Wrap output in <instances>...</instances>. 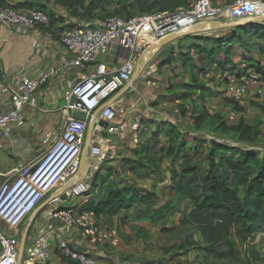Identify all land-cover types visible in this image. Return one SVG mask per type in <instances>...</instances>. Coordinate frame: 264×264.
I'll return each mask as SVG.
<instances>
[{
	"label": "built area",
	"instance_id": "built-area-1",
	"mask_svg": "<svg viewBox=\"0 0 264 264\" xmlns=\"http://www.w3.org/2000/svg\"><path fill=\"white\" fill-rule=\"evenodd\" d=\"M224 12L239 20L259 17L264 15V0H236L226 7L220 5L217 0H195L189 7L172 13L149 12L131 17L116 15L107 18L103 24H74L64 28L60 33V41L72 55L65 57L61 66L51 68L40 77L18 76V86L10 90L11 107L0 110L2 137L10 139L14 129L26 125L25 109L37 105V91L49 78L68 68L84 69L94 64L99 55L108 54L116 45L126 50V58L119 65L99 64L95 71L83 74L67 92L65 105L61 109L64 114L63 123L58 132L46 134L43 140L46 146L40 158L21 165L16 169V175L1 185L0 223L4 222L12 228L22 227L50 193L58 191L62 184L78 176L84 160L89 119L95 113L109 122V133H118L129 128L133 140L138 142L144 129L143 119L135 117L130 124L126 121L115 124V108L110 104L105 105L112 96L131 82L139 60L138 48L148 47L153 42L186 31L200 23L216 21ZM49 21V14L40 8H0V27L8 24L30 29ZM252 78L257 79V75L252 68L246 67L242 79ZM228 80L231 81L230 78ZM0 87L3 91L7 90V86ZM77 113L82 116H77ZM103 131L104 128L101 127L96 130L97 138L102 137ZM99 152L98 147H93L90 155H99ZM90 177L88 176L86 181L83 178L75 181L72 188L64 192L67 198L86 193ZM60 200L61 194L52 202ZM49 215L58 219L61 224L45 222L38 225L36 236L26 248L21 263H18V239L4 234L0 229V264L45 263L51 256L53 242L57 243L56 246L65 256L80 264H108L95 256L72 249L67 242L66 235L75 227L82 229V235L94 241L114 236V231H107L102 226L93 224L96 216L93 210L69 207L54 210ZM114 239L117 240L116 237Z\"/></svg>",
	"mask_w": 264,
	"mask_h": 264
},
{
	"label": "trees",
	"instance_id": "trees-1",
	"mask_svg": "<svg viewBox=\"0 0 264 264\" xmlns=\"http://www.w3.org/2000/svg\"><path fill=\"white\" fill-rule=\"evenodd\" d=\"M61 1L69 2V0ZM105 1L108 0H92L89 5L92 7L94 4H101ZM6 6L17 9H32L34 6H40V9L44 10L42 4L33 3L30 0H0V8ZM189 6L190 0H152L143 8V12H153L157 8L159 12L172 13ZM48 14L49 23H54L56 21L54 14ZM131 16L133 15L125 17ZM71 26L73 25H67L64 28ZM230 30L220 37L215 35L182 37L190 36L197 41L192 47L190 46V49L181 48V65L191 72L190 81L176 84V87L183 91L181 95L183 99L192 97L196 93V98H202L200 94L206 92L207 88L199 75L207 74L213 65L220 66L224 72L231 71L234 75L236 74L237 78H240L239 72L241 70L231 56L232 45H239L241 49L246 50L247 54L252 55L254 51H257L264 57V23H257L252 26L244 25ZM192 48L193 50H191ZM197 54L198 62L194 56ZM175 59L176 57L172 53L163 64L171 63ZM188 59L189 61H187ZM243 60L253 68L255 67L257 73L261 75V79L264 80L263 61L256 58L253 60V57H246V55ZM253 63L255 66L251 65ZM224 72L222 73L224 74ZM210 80L213 83L217 82L215 77H211ZM225 80V82L228 81ZM239 98L242 99L243 97ZM239 98L229 100V102L237 112H244L245 107L240 104ZM247 102L260 106L252 100ZM261 108L264 111L262 106ZM180 112L181 117H184L197 129L209 116L208 111L203 109L201 112H197L190 105L187 107L183 105ZM261 124L262 121L252 125L240 121L237 124L229 125L222 120L219 124V131L239 143L254 144L262 134ZM168 125V133L164 130L165 125L162 124L156 126L153 132L154 137H156L155 141L159 140L161 134L168 135L170 141L168 147L160 150L162 158L174 157L178 160H188L190 157L189 149H185L182 132L172 123H168ZM143 133L144 130L142 129L141 136ZM140 141L141 137L138 143ZM149 142L151 143V140ZM150 147L156 152V144H152L148 148ZM191 150L197 155L198 160L194 164L187 163L182 167V171L177 175V180L173 183L172 191L179 198H194L198 201L197 205L184 215L181 222L182 225H190L201 233L203 244H197L195 247L196 259L199 261L197 262L198 264H244L246 260L243 255L242 240L248 239L250 242H254L264 231V153L261 154L239 146H231L216 139L203 137L193 139ZM162 158L157 159L155 156L151 158L122 157L117 168L103 165L91 181V186L97 188V195L88 199L80 207H75L78 210L91 209L99 217L112 216L115 211L121 208L150 204V195L156 193L155 189L168 180V176L161 166ZM120 173L132 179V184L121 185L113 177ZM141 180L145 182L142 186L138 185ZM246 182H248L246 189L237 187L239 183L246 184ZM234 187L237 189L236 193H228L223 202L210 201L216 198L219 193L232 190ZM89 192L90 190L86 192L87 196ZM163 232L168 236L174 235L175 229L164 228ZM249 251L252 255L251 261H262L259 249L249 245Z\"/></svg>",
	"mask_w": 264,
	"mask_h": 264
},
{
	"label": "rangeland",
	"instance_id": "rangeland-1",
	"mask_svg": "<svg viewBox=\"0 0 264 264\" xmlns=\"http://www.w3.org/2000/svg\"><path fill=\"white\" fill-rule=\"evenodd\" d=\"M30 1L42 4L44 11L53 13L56 18L54 23L63 24L61 26V29L63 30L67 25L87 23L94 25L103 24L107 18L116 15L136 16L144 14L143 8L151 3L152 0H108L101 4H94L92 7L89 5L92 0H69L68 3L61 0ZM34 8H40V6H34ZM153 12L159 11L156 8ZM219 31H221V33L218 37L231 30ZM219 31L213 33H218ZM231 47L233 50H231L232 53L230 51L229 53H231L232 59L239 64L238 68L241 70L239 72L240 78L235 79L237 78L235 76L236 74L234 75L231 71H226L223 74L222 72L224 71L221 69L212 70V68H210L208 74L199 75L201 81L205 82L207 88L206 92L200 94L202 98H196L197 93L186 99L181 97L183 91L178 89L176 84L191 80V72L189 69L181 67V57L180 60H178L179 58L177 57L174 61L168 63L170 65L169 67L176 68V70H173L176 74L172 76L169 72H166V77L162 78L160 81L159 87H161V90L166 89L165 94L160 96L157 100V104H161L162 106L157 105L156 107V105L153 104L152 107L155 106L157 109V114L161 117L159 118L160 121L165 119L164 122H161L162 125H165V132L169 129L168 123H172L182 132L185 140V149H189L190 157L188 160H178L174 157L162 158L160 150L166 149L170 141L168 135L165 133L161 134L159 140L155 141L154 139L156 137H154L153 134L156 129L155 126H151V129L148 128L149 126H146V129L148 128L149 130L144 131L139 143L133 140L132 134L127 132V130L116 133L117 135H113L111 137L112 140L107 141L106 144H103V142H101L102 140L94 138L93 141L95 143L96 141L98 142L97 145L100 149L99 155L91 156L90 152H88L89 154L84 160L85 163L90 162V159L93 158L94 160H99L101 163H104L105 167L113 166L117 168L122 157L151 158L152 156H155L157 159H160L161 157V166L165 170L168 180L155 189L156 193L150 195V204L145 206L135 205L131 208H121L120 210L115 211V214L112 216H95L94 225L102 226L107 231H114V236L109 237L110 239L94 241L92 238L82 235V229L75 227L74 230L79 238L75 241L72 239L67 240L68 245L72 249L81 251L77 246L80 244L85 247L86 245H92L94 247V249H92L93 251L98 247L101 249L100 254L96 256V250L94 251L95 253H93V256L108 264H198L199 261L196 259L197 252L195 247L197 244H203L201 233L196 228L190 225H182L181 223L184 215L192 207L197 205L198 201L194 198H179L172 191L173 183L177 180V175L182 171V167L187 163L194 164L196 163V160H198L197 155L191 150L193 139L196 137L216 139L231 146H239L261 154L264 153V111L261 108V106L264 108V80L261 79V75L257 73L255 67L253 68L243 61L245 55L246 57H253L254 60V55L258 54V52L254 51L251 55L249 53L247 54L246 50L241 49L239 45L235 44ZM262 59L264 61V58ZM187 61H189V59ZM251 65L255 66V63ZM169 67L165 69L162 68L161 71H167ZM246 67L252 68L253 72L257 75V79H242ZM211 77L217 78L218 82H211ZM229 78L231 81H227L229 83L225 82V79L228 80ZM155 89L156 87L151 88V97H154L153 95L156 92ZM240 96L243 98L240 99ZM237 98H239L240 104L245 107L244 112H237L229 102V100ZM248 100H252L260 106L249 104L247 102ZM165 101L167 102L165 103ZM183 105L186 107L187 105H190L192 109L197 112H201L203 109L208 111L209 116L205 118V121L200 128H195L184 117H181L180 111ZM79 115L80 113H77V116ZM146 119L145 124H148L149 120L148 118ZM222 120L229 125L237 124L240 121L252 125L258 121H262L260 126L262 134L254 144L239 143L230 136L220 133L219 124ZM150 140L151 143L149 142ZM114 141L115 143L112 144ZM152 144L157 145V147H155L157 148L156 152L153 149L151 150V147L148 148L149 146H152ZM85 147H87L86 142L84 148ZM94 147H96V144ZM113 148L114 150L111 151ZM91 164L92 162H90V171L91 175H93L95 170L91 168ZM97 169L99 168L97 167ZM113 177H115L121 185L127 186L132 184V179L121 173L116 174V176ZM92 179L93 178H91L88 183L89 187L87 191L90 190L89 195L87 196L86 193H84L82 196L75 197L82 199V202H80L82 203L81 205L86 203L88 199H92V197L98 193L97 188L91 186ZM144 184L145 182L142 180L138 183V185L141 186ZM247 186L248 182H246V184L239 183V186L237 187H239V189H246ZM236 190L235 187L232 190H226L219 193L216 198L210 201L223 202L228 193L235 194ZM92 191H94V193H91ZM91 194L93 196H90ZM57 203L63 204L61 200L57 201ZM69 203L71 204V202ZM81 205H79V207ZM44 211L45 210L42 209L37 218ZM37 218L32 224L30 222L31 219H29L24 225H22L20 229V237H23L24 232H28V228L30 230L29 232H31L32 226ZM164 228L175 229V234H170L169 236L164 234ZM0 229L4 234L9 235L1 226ZM259 236L254 242L256 243L254 244V247H258L256 249L261 251L260 258H262V261L250 260L252 258L249 251L250 241L248 239H243V255L246 260L244 264L264 263V231L261 232ZM15 237L17 238V236ZM115 237L117 240L114 239ZM56 249L61 253L59 262H56L57 264H73L74 262H76L74 264H80L79 262L65 256L59 248ZM47 262H50V264H56L52 260H48Z\"/></svg>",
	"mask_w": 264,
	"mask_h": 264
},
{
	"label": "crops",
	"instance_id": "crops-1",
	"mask_svg": "<svg viewBox=\"0 0 264 264\" xmlns=\"http://www.w3.org/2000/svg\"><path fill=\"white\" fill-rule=\"evenodd\" d=\"M194 1L195 0H190V5L193 4ZM235 1L236 0H217V2L223 7H226ZM218 20L230 23L239 19H233L228 15V13L224 12V14ZM62 25L63 24L50 22L47 24H39L30 29L15 27L8 24L2 25L0 27V86H7L6 91H3L2 87H0V110L9 109L11 107L12 93L10 90L11 88L15 89L18 86L19 75H27L31 78L40 77L47 73L51 68L61 66L63 59L72 55L69 49L65 47L60 41ZM220 33L221 31L218 33L199 35L219 36ZM158 42H153L148 47L146 46L144 48H138L137 54L139 60L131 82L127 87L121 89L114 96H112L105 104H110L115 108V124H121L123 121H126L130 124L135 117L142 118L143 122L144 120H147L146 118H148L149 123L144 124L143 130L145 131L149 130L148 128L151 129V126L156 127L160 125L161 122L165 121V119H163V121L159 120L161 117L157 114L158 111L155 106L152 107V105L154 104L156 107L157 105H161L157 104V100L160 98V96L165 94L166 89L161 90V87H159L160 81L162 78L166 77V72H169L172 76H174L176 73L173 70H176V68L169 67L170 65L168 63L163 64V62L166 61L172 53L176 58H179L178 60H180V57H182L181 48L184 47L185 49H190L197 41L189 36L187 38H179L171 43H166L162 47L157 48L155 45ZM191 50H193V48ZM194 56L196 57L195 60L198 62V54ZM254 56L257 60L263 61L262 58L264 57L261 56L259 52ZM150 57L153 59H150ZM125 58L126 50L123 47L116 45L108 54L99 55L97 57V61L94 64H91L84 69L72 67L61 71L59 75L49 78L46 83L39 88L37 91V105L28 106L25 109L27 116L26 125L24 127L14 129L11 133L10 139L2 137L0 134V187L7 179L16 175V169L21 167V165L35 162L40 158L46 146L43 142L46 134L58 132L60 126L63 123L64 114L61 109L65 105V97L67 92L71 90V88L82 77V75L95 71L99 64H122ZM236 63L239 66L238 62ZM141 64H145L143 69H140ZM167 67H169L167 71H161L162 68L165 69ZM217 69H221L220 66H212V70ZM138 70H140V73L136 76ZM152 87H156V92L153 95L154 97H151L150 93ZM166 102L167 101H165V103ZM102 108L103 107H101V109ZM96 115L98 118L99 115L96 113L90 117L89 126L93 124L96 126V128L98 127V122L95 119ZM79 116L82 115L80 114ZM146 126L149 127L146 129ZM126 130L132 134L129 128ZM97 135L98 134L96 133L94 137L97 138ZM113 135L117 134L108 132L107 138L101 142L106 144L107 141L112 140L111 137ZM97 143L98 142L96 141V147H99ZM114 143L115 141L112 142V144ZM113 150L114 148L111 151ZM103 165L104 163H101L100 167ZM91 168H93L95 172L93 175H91L90 179L93 178V176L99 170L97 169V164L92 163ZM86 178L88 177H83L84 181H86ZM90 179H88V183L90 182ZM74 180H80V178L77 176V178ZM67 187L68 184L62 185L58 192L54 191L50 193L40 204V206H43V210L45 211L40 214L36 222H34L31 232H29L30 230L28 229L26 248H28L35 238L36 228L38 225L45 222H53L58 225L61 224L58 219L49 215L51 211L62 207L69 208L82 204L80 203L82 202V199L75 197L73 199H67L66 201L61 199L63 204H59L57 201L47 203L51 197H53L55 194L56 196L57 194L60 195ZM69 202H71V204ZM0 226L9 235L17 236L20 247L26 232H24L23 237H20L21 227L12 228L4 222H1ZM66 238L67 240L72 239L75 241L79 238V236L75 230L72 229L66 235ZM254 242H250L249 245L254 246V244H256ZM56 245L57 243H52V252L49 258V260H52L55 263L59 262V257L61 254L56 249L58 248ZM77 246L79 249H81V251H84L92 256L93 253H95L94 251L97 250L96 256L99 255L101 251V249L98 247H96V250L93 251L92 249H94V247L92 245H86L85 247L84 245L80 244ZM255 248L258 247L255 246ZM47 264H50V262H47Z\"/></svg>",
	"mask_w": 264,
	"mask_h": 264
},
{
	"label": "water",
	"instance_id": "water-1",
	"mask_svg": "<svg viewBox=\"0 0 264 264\" xmlns=\"http://www.w3.org/2000/svg\"><path fill=\"white\" fill-rule=\"evenodd\" d=\"M257 23H264V15L259 16V17H255V18H251V19H240V20H236L234 22H222V21H211V22H206V23H200L197 26L190 28L186 31H182L180 33H176V34H172L169 35L163 39H161L156 45L155 47L160 48L162 47L164 44L166 43H171L179 38L188 36V35H199V34H208V33H213L219 30H225V29H231V28H240L242 26H252L254 24ZM150 59H153L152 57H150ZM145 66V64H141L140 65V69H143ZM140 70L137 71L136 76L139 75ZM135 76V77H136ZM99 125L102 126L104 128V131L102 133L103 138H107L108 136V126H109V122L104 120V119H100L99 120ZM94 126L93 124H91L89 126L88 132H87V136H86V146L89 143V141L93 138L94 136ZM86 148V147H85ZM110 154V153H109ZM90 162H92L93 164H97V167L99 168L101 166V162L99 160H94L93 158L90 159ZM83 164H84V160H83ZM82 164V167H83ZM82 170V168H81ZM81 172V171H80ZM58 192V191H57ZM56 197V194L51 197V199L47 202V203H51L53 201V199ZM61 199L66 201L68 198L65 194L61 193ZM43 209V206H39L31 215L30 219H31V224L33 221H35V219L37 218L38 214L41 212V210ZM32 218H34L32 220ZM29 229V228H28ZM26 238H27V232L23 238L22 244L19 247V257H18V263H21V261L23 260L24 254H25V249H26Z\"/></svg>",
	"mask_w": 264,
	"mask_h": 264
},
{
	"label": "bare ground",
	"instance_id": "bare-ground-1",
	"mask_svg": "<svg viewBox=\"0 0 264 264\" xmlns=\"http://www.w3.org/2000/svg\"><path fill=\"white\" fill-rule=\"evenodd\" d=\"M227 13V12H226ZM95 119H96V121L98 122V127L96 128V126L95 125H93L94 126V132H95V130L96 129H98V128H103L102 126H100L99 125V120H100V118L98 117L97 118V115H96V117H95ZM89 128V127H88ZM87 132H88V130H87ZM103 133V132H102ZM96 135V132L94 133V136ZM86 136H87V134H86ZM93 136V138L89 141V143H88V145H87V147L86 148H84V160H85V157H87L88 156V152H90L91 150H90V148L92 149L94 146H95V142L93 141L94 140V137ZM101 136H102V134H101ZM99 139L100 140H105V138H103V137H99ZM86 141V140H85ZM90 150V151H89ZM88 176H91V171H90V162H88V163H85L84 162V164H83V167H82V170H81V172L79 173V175H78V177L80 178V179H82L83 177H88ZM75 178H77V177H75ZM74 178V179H75ZM74 179H72L71 181L69 180V181H67V182H65L64 184H68V187L65 189V190H63L64 192H66L67 190L69 191V189L70 188H72V184L75 182V181H78V180H74ZM64 184H62V185H64ZM64 192H63V194H64ZM57 196H58V194H57ZM68 199H70V198H68ZM64 201V200H63ZM75 208V207H74ZM77 209V208H76ZM34 218H32V220H33Z\"/></svg>",
	"mask_w": 264,
	"mask_h": 264
}]
</instances>
